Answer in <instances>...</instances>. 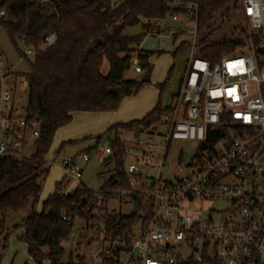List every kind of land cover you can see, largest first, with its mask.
Returning a JSON list of instances; mask_svg holds the SVG:
<instances>
[{
	"label": "built area",
	"instance_id": "1",
	"mask_svg": "<svg viewBox=\"0 0 264 264\" xmlns=\"http://www.w3.org/2000/svg\"><path fill=\"white\" fill-rule=\"evenodd\" d=\"M241 2L249 23V45L241 56L214 66L192 53L171 107L173 118L156 121L134 140L136 162H125L128 188L105 191L103 185L98 190L79 186L94 193L88 201L93 215L89 220L64 218L72 233L61 247L70 245V256L77 260L69 264H79L82 258L91 264L80 253L93 246H97L92 255L97 264L201 263L205 256L218 264H264V0ZM169 8L161 22L169 18L185 28L194 26L195 40L200 0H173ZM55 40L51 34L44 44ZM31 56L32 51L24 47L18 62L10 64L0 51V161L28 159L27 144L40 137V124L28 113V81L17 70ZM131 64L141 73L136 55ZM161 126L168 129V144L193 141L200 146V155L185 177L166 181L161 174L147 175L140 168L151 165L157 154L153 138L141 136L156 133ZM131 151L125 146L126 159ZM167 151L168 145L159 167ZM101 154L112 155V151L106 148ZM82 158L89 161L87 154ZM61 166L72 180L82 178L73 160ZM115 174L113 169L99 177L104 184ZM137 198L154 205L149 223L140 222L129 236L113 237L103 215L118 212L109 204L116 200L133 207ZM186 248L191 255H185Z\"/></svg>",
	"mask_w": 264,
	"mask_h": 264
},
{
	"label": "trees",
	"instance_id": "2",
	"mask_svg": "<svg viewBox=\"0 0 264 264\" xmlns=\"http://www.w3.org/2000/svg\"><path fill=\"white\" fill-rule=\"evenodd\" d=\"M172 1H0V12H4V16H0V28L10 39L14 50L18 56L23 55L24 49L20 48L23 42L22 46L32 51L31 58L25 60L27 71H19V75L25 76L29 84V116L40 124V137L35 141L33 156L23 161H0L1 226L3 230L5 216L9 212L24 211L32 201L30 214L14 228L23 230L19 239L27 245L29 256L37 262L48 259L50 264H64L61 243L67 241L72 233V226L64 218L89 220L93 215L88 201L94 193L78 187L66 194L64 187L68 184L64 179L56 184L54 193L44 201L42 212L36 211L50 173L46 156L55 134L71 124L74 113L116 112L124 99L136 96L150 84L147 78L140 81L125 79V74L132 68L134 55L138 57L141 72L151 68L149 61L155 55L154 52L137 49L146 34L125 35V31L141 24L148 32L152 25L157 26L165 19L171 11L169 4ZM240 1L235 0L234 6ZM230 3L231 0H200L198 29L211 27L216 14L228 12ZM244 19L248 28L249 23ZM241 32L247 34L244 29ZM51 34L56 35L55 42L45 45L44 39ZM244 46L241 39H222L205 43L198 56L214 66L225 58L241 53ZM181 47L173 54L176 55ZM104 62L109 65L107 75L101 71ZM172 71L173 67L165 81L158 85L160 98L167 89ZM166 117L172 119L173 110L171 107L162 108L159 100L142 120L117 124L108 130L115 131L116 139L112 143V159L104 162L103 166L115 161L116 174L103 184V190H124L129 186L125 172V145L120 131L134 133L139 129L147 132L155 126L156 121ZM101 137L98 136L97 140ZM74 143L61 144L56 155L65 145ZM133 207L130 215L113 212L103 215L108 232L113 237L129 236L140 222L144 225L149 223L154 205L137 198ZM2 234L0 232V236ZM7 242L8 234L4 238V250ZM1 260L0 253V263ZM79 264H86L85 259H80ZM179 264L218 263L205 256L201 263Z\"/></svg>",
	"mask_w": 264,
	"mask_h": 264
},
{
	"label": "rangeland",
	"instance_id": "3",
	"mask_svg": "<svg viewBox=\"0 0 264 264\" xmlns=\"http://www.w3.org/2000/svg\"><path fill=\"white\" fill-rule=\"evenodd\" d=\"M234 3L235 0H231L228 12L223 11L216 14L210 23L211 27L207 26L198 29L195 40L193 39L194 26L188 25L185 28L181 23L173 22L169 18H166L159 26L152 25L148 32L144 30L141 24L126 29L125 35L146 34L142 49L154 52L155 55L149 61L151 65L149 70L143 73H136L131 68L125 74V79L140 81L147 78L150 79V84L145 86L136 96L124 99L116 112H78L73 117L70 125L55 134L51 150L46 156V160L50 166V173L44 184L40 201L36 206L38 213L42 212L44 201L54 193L56 184L63 179L68 184L67 187H64L66 194L73 192L80 185H84L93 190H98L103 185V181L99 175L108 173L116 167L115 161L107 166H103V161L106 156H103L101 153L106 148L111 149L112 143L116 139L115 131L109 132L108 130L117 124H127L132 121L142 120L147 113L156 107L159 100L161 101L162 108H169L175 105L174 96L179 92V87L185 76L192 53L195 58L200 59L198 53L205 43L210 44L221 41L222 39H241L244 45H249V27L247 28L244 24L245 19L242 2H238L236 6H234ZM243 29L246 31V35L241 32ZM182 44L183 46L181 47ZM180 47L181 49L174 55L173 53ZM20 48L24 49L22 45H20ZM0 51L10 64L18 62L19 56L14 50L10 39L1 28ZM161 52L163 54H160ZM241 55L242 52H239L235 56ZM244 55H247V51ZM171 67H173L171 79L167 89L160 98L158 85L165 81ZM17 70L21 72L27 71L26 64H19ZM101 71L103 75H107L109 71L107 62H104ZM133 98H135L134 106L131 105L129 108H126V103H129V100ZM155 129L156 133H143L141 136L143 139L153 138L156 145L155 152L157 153L151 165H140L141 170L147 175L161 174L163 180L166 181H173L176 178L187 176L190 173L189 165L200 155L199 144L193 141H171L168 144V129L165 126L156 127ZM120 134L123 144L132 150L125 162H136L135 154L137 153L133 150L134 133L120 131ZM98 136H102L99 141L97 140ZM68 142L75 143L65 145L60 153L56 155L61 144ZM166 145H168V151L163 166L159 167L162 158L161 155L164 153ZM35 151L36 146L31 141L27 144L24 155L26 158H30L35 154ZM84 154L89 156L88 162L83 160L82 156ZM69 159L73 160L78 171H82V178L78 181L66 176L65 170L61 166L63 161ZM31 207L32 201L24 211L9 212L5 216L3 230L1 226L2 216L0 213V232H3L0 236V253L2 254L0 264H50L48 259L41 261V263L32 259L28 254L27 245L19 239L23 230L21 228H14L30 214ZM109 208L124 215H130L134 211V208L129 203L121 204L116 200H113L109 204ZM78 225H81V223ZM7 234L8 242L4 250V238ZM96 249L97 246L84 249L80 255L86 256L88 263L97 264V261L92 257ZM71 251L70 245H67L64 249L62 260L64 264L76 263V259L72 258L70 260L69 256ZM184 253L187 256L191 255L189 248H186Z\"/></svg>",
	"mask_w": 264,
	"mask_h": 264
},
{
	"label": "crops",
	"instance_id": "4",
	"mask_svg": "<svg viewBox=\"0 0 264 264\" xmlns=\"http://www.w3.org/2000/svg\"><path fill=\"white\" fill-rule=\"evenodd\" d=\"M157 26H158V25H157ZM150 29H151V28H150ZM144 39H145V38H144ZM144 39H143V41H144ZM143 41H142L140 47L137 48L138 50H141V49H142ZM142 50H143V49H142ZM141 73H143V72H141ZM134 99H135V98H133L132 100H129V101H130L129 103H126V108H129L131 105L134 106V104H135V100H134ZM147 112H148V111H147ZM150 112H151V111H150ZM150 112H149V113H150ZM76 113H78V112H76ZM76 113L73 114V117L75 116ZM149 113H147V114H149ZM144 114H145V113H144ZM147 114H146V115H147ZM146 115H145V116H146ZM145 116H144V117H145ZM136 121H137V120H136ZM132 134H133V133H132Z\"/></svg>",
	"mask_w": 264,
	"mask_h": 264
},
{
	"label": "water",
	"instance_id": "5",
	"mask_svg": "<svg viewBox=\"0 0 264 264\" xmlns=\"http://www.w3.org/2000/svg\"><path fill=\"white\" fill-rule=\"evenodd\" d=\"M140 134H141V130L137 129V130H135L133 137L136 139L140 136ZM111 159H112V155H108L104 158V161L108 162ZM38 262L41 263V261H38Z\"/></svg>",
	"mask_w": 264,
	"mask_h": 264
}]
</instances>
